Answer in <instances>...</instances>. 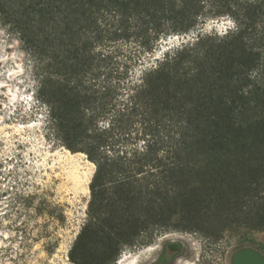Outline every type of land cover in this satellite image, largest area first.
<instances>
[{"label": "trees", "instance_id": "obj_1", "mask_svg": "<svg viewBox=\"0 0 264 264\" xmlns=\"http://www.w3.org/2000/svg\"><path fill=\"white\" fill-rule=\"evenodd\" d=\"M0 17L52 133L94 164L72 264L264 230V0H0Z\"/></svg>", "mask_w": 264, "mask_h": 264}, {"label": "rangeland", "instance_id": "obj_2", "mask_svg": "<svg viewBox=\"0 0 264 264\" xmlns=\"http://www.w3.org/2000/svg\"><path fill=\"white\" fill-rule=\"evenodd\" d=\"M228 21L209 20L205 30L221 31ZM178 40L169 37L161 48ZM36 84L33 61L0 17V264H72L67 251L86 218L94 164L54 136ZM245 235L213 241L170 231L152 244L123 248L113 264H231L239 246L264 256V230ZM164 241L180 243V250L166 253Z\"/></svg>", "mask_w": 264, "mask_h": 264}, {"label": "water", "instance_id": "obj_3", "mask_svg": "<svg viewBox=\"0 0 264 264\" xmlns=\"http://www.w3.org/2000/svg\"><path fill=\"white\" fill-rule=\"evenodd\" d=\"M231 264H264V256L255 248L245 246L232 253Z\"/></svg>", "mask_w": 264, "mask_h": 264}, {"label": "bare ground", "instance_id": "obj_4", "mask_svg": "<svg viewBox=\"0 0 264 264\" xmlns=\"http://www.w3.org/2000/svg\"><path fill=\"white\" fill-rule=\"evenodd\" d=\"M147 248V247H146ZM148 249H151V247L149 246ZM152 251V250H151ZM137 256V255H136ZM133 262L137 261V259H133Z\"/></svg>", "mask_w": 264, "mask_h": 264}, {"label": "snow or ice", "instance_id": "obj_5", "mask_svg": "<svg viewBox=\"0 0 264 264\" xmlns=\"http://www.w3.org/2000/svg\"><path fill=\"white\" fill-rule=\"evenodd\" d=\"M228 24H229V26H232V22L231 21H228Z\"/></svg>", "mask_w": 264, "mask_h": 264}]
</instances>
